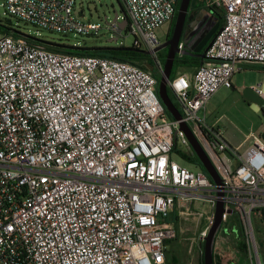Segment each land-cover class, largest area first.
<instances>
[{
	"label": "built area",
	"instance_id": "built-area-1",
	"mask_svg": "<svg viewBox=\"0 0 264 264\" xmlns=\"http://www.w3.org/2000/svg\"><path fill=\"white\" fill-rule=\"evenodd\" d=\"M121 2L133 47L152 51L163 72L156 30L174 20L179 0ZM76 5L0 0L7 15L37 28L98 36L103 25L84 21ZM205 5L222 11L225 22L192 76L169 81L182 120L170 116L151 71L51 51L25 33L3 31L0 20V264H166L168 242L177 238L170 212L180 205L184 215L204 218L196 240L203 245L219 200L222 225L232 214L241 223L249 264H264L256 230L264 225V139L253 134L240 154L206 119L212 96L232 88L244 65L264 64V0ZM119 17L108 23L117 41ZM255 90L264 100L263 88ZM254 107L264 112V102ZM181 122L220 174L223 197L206 171L172 159L180 143L196 156ZM199 200L211 211L193 212Z\"/></svg>",
	"mask_w": 264,
	"mask_h": 264
},
{
	"label": "rangeland",
	"instance_id": "rangeland-1",
	"mask_svg": "<svg viewBox=\"0 0 264 264\" xmlns=\"http://www.w3.org/2000/svg\"><path fill=\"white\" fill-rule=\"evenodd\" d=\"M198 9L201 5H205L207 0H197ZM76 11L83 15L81 18L84 21L100 22L103 25L101 33L95 35H62L60 33L50 32L46 29L37 28L31 24L12 18L5 13L4 8H0V20L8 23L15 30H20L31 37L47 41L59 42L64 41L71 45L80 47H109L120 46L124 43L126 47H132L135 37L127 30H123L120 39L115 42L113 32L108 29V23H111L116 13L120 15L119 22L123 21L124 6L121 0H76ZM196 6L194 5L193 8ZM195 9V11L201 12ZM9 20L10 22H7ZM157 37L161 43H164L172 36V26L167 23L156 30ZM76 43V44H75ZM143 50H149L143 48ZM161 56H167L168 50L161 49ZM146 61H136L138 64L145 66L150 70H159V75L162 74L161 68L157 65V59L151 53ZM181 57V55H177ZM162 67L164 63L162 62ZM196 67L186 64H176L172 71V76L184 74L191 75ZM192 76V75H191ZM264 88V64H246L242 71L237 73L233 78V87L220 88L210 99L206 109V119L209 125H212L224 132V138L227 143L238 153H244L252 144L251 137L253 134L260 135L264 132V112L257 111L254 105H260L252 100L246 99L244 96L245 88ZM201 111V116H204ZM173 160L181 165L187 166L192 170H198L189 157L192 156L191 151L184 144H178V148L171 154ZM192 211L197 213H208L211 211V204L199 200L192 204ZM173 217V215H172ZM178 217L175 225L178 230L177 238L169 241L167 245V263L166 264H204L202 258V248H205V242L199 244L196 240L200 233L204 218L197 219L194 216ZM237 218L232 214L231 219ZM225 224L222 225L224 227ZM258 241L261 245V253L264 260V225L260 222L256 223ZM195 243L192 245V242Z\"/></svg>",
	"mask_w": 264,
	"mask_h": 264
},
{
	"label": "water",
	"instance_id": "water-1",
	"mask_svg": "<svg viewBox=\"0 0 264 264\" xmlns=\"http://www.w3.org/2000/svg\"><path fill=\"white\" fill-rule=\"evenodd\" d=\"M190 5H191V0H181L172 37L166 40L164 43H161L155 50L157 52L165 47H169L168 54H167L164 67H163L162 77L159 81L158 93L166 109L169 111L171 116L177 120H182V117H183L182 112L176 106L175 102L169 95V81L172 75V71H173V67H174L177 55L183 54V55H188V56H194V57L200 58L201 61H203L205 57V51L212 43V40H213L212 37L214 34V33H211L210 35H208L207 29H204L206 25L202 28L201 33H199L198 35L191 34L189 30H185L186 21H187L188 14L190 11ZM203 11L207 12V10H203ZM82 14L83 12H80V15ZM123 15H124L123 21L119 22V26L121 27L122 30H125L127 25L129 24L128 14L125 9H123ZM118 16L119 14L116 13V17L114 20H116ZM189 17L192 18L193 14H191ZM218 26L219 24L216 25V28L214 31L217 30ZM196 40L197 42L203 41L201 48L195 49L191 47V44ZM111 41L117 42V39H112ZM181 41H184L185 43V47L182 51L179 48V44ZM208 42L209 44L207 45L205 51L202 53L201 52L202 48ZM143 52L146 54L153 53L150 50H143ZM244 96L246 99L252 100L253 102H256L259 104H263L264 102L262 96L258 93V91L251 87L245 88ZM180 129L186 133L198 159L204 166L205 171L211 177L214 183L218 186L219 188L218 195L220 197H223L224 192H223L222 178L220 174L218 173L217 169L215 168L214 164L212 163L209 155L207 154V152L205 151V149L203 148V146L201 145V143L199 142V140L193 133L192 129L186 122H181ZM261 135H262V138L264 139V132ZM223 212H224V203L222 200H219L217 203V207H216L215 224L210 228L209 234L205 238L204 264H215L214 242L216 239V235L222 225Z\"/></svg>",
	"mask_w": 264,
	"mask_h": 264
},
{
	"label": "trees",
	"instance_id": "trees-1",
	"mask_svg": "<svg viewBox=\"0 0 264 264\" xmlns=\"http://www.w3.org/2000/svg\"><path fill=\"white\" fill-rule=\"evenodd\" d=\"M181 0H179L178 6H177V13L174 19L177 18L178 10L180 7ZM200 3L197 0H191V5L190 9H198L197 4ZM196 6L193 8V6ZM199 8H202L203 10H208V7L206 5H201ZM218 15V22L220 23L219 28L223 26L225 22L224 18V13L222 11H217L214 8H210ZM7 22H10L7 20ZM4 29L3 31H6L8 33H13L15 36H19V34H24V32L20 30H15L14 28L10 27L8 23H3L1 24ZM128 30V28L126 29ZM174 31V26H172V33ZM26 34V33H25ZM31 41L36 44H42L44 45L47 49L51 51H56V52H61V53H66V54H74V55H94V56H101V57H106V58H114L122 61H129L132 63L138 64L136 61H146L147 58L150 56L146 53L143 52V49L136 48V47H126V46H109V47H80L77 45H71L69 43H66L64 41H59V42H47L43 41L40 39H37L35 37H31ZM76 44V43H75ZM167 57V56H166ZM165 56H161L158 52V58L165 63L166 60ZM186 64L190 65L192 67H197L199 66L202 61L198 57L194 56H188V55H182L181 57H177L175 64ZM140 65V64H138ZM142 68L147 69L151 71L154 76L160 81L162 74L159 75V70H150L146 68L145 66L140 65ZM174 68V67H173ZM176 76V75H175ZM175 76L170 77L172 80ZM169 95L175 102L176 106L179 107L176 98L172 92V90L169 88ZM170 114V113H169ZM171 116V114H170ZM193 164L197 169L205 171L204 166L200 162L198 158L194 159ZM227 233L223 234L221 238L223 241L219 244L218 240L220 238V233L222 232ZM172 241V240H171ZM169 243V242H168ZM217 248H220L219 250L223 252L225 255L229 256L231 259V262L233 264H246L248 260L247 256V251H246V245L243 241V232H242V226L241 223L237 218L230 219V221L225 224L224 227H221L216 235V239L214 242V252ZM203 261H204V255L202 256ZM215 258V257H214Z\"/></svg>",
	"mask_w": 264,
	"mask_h": 264
},
{
	"label": "flooded vegetation",
	"instance_id": "flooded-vegetation-1",
	"mask_svg": "<svg viewBox=\"0 0 264 264\" xmlns=\"http://www.w3.org/2000/svg\"><path fill=\"white\" fill-rule=\"evenodd\" d=\"M208 13H210V15ZM191 14H193L192 18L189 17ZM176 19H174L170 23L171 26L175 27ZM217 24L220 25V23L218 22V15L216 13L208 12V11L207 12H199V11H195L193 9H190L189 14H188V18H187V21H186V25H185V30H189V32L191 34L198 35L199 33H201L202 28L206 25L204 27V29H207L208 35H210L211 33H214L213 34V37H214L216 32L219 30V26H218L217 30L214 31ZM171 37H169L168 39H170ZM209 42L202 48V50H201L202 53L205 51V49H206L207 45L209 44ZM202 44H203V41L197 42V40H196V41H194L191 44V47H193L195 49H198V48L202 47ZM163 49L169 50V47H165Z\"/></svg>",
	"mask_w": 264,
	"mask_h": 264
},
{
	"label": "crops",
	"instance_id": "crops-1",
	"mask_svg": "<svg viewBox=\"0 0 264 264\" xmlns=\"http://www.w3.org/2000/svg\"><path fill=\"white\" fill-rule=\"evenodd\" d=\"M201 8H199L198 10H200ZM194 10V9H193ZM201 12H204L203 10L201 11ZM208 12H210V11H208ZM209 15H210V13H208ZM198 67V66H197ZM196 67V68H197ZM195 68V69H196ZM195 69H194V71H195ZM194 71H192V74L194 73ZM184 74H186V73H184ZM191 74V75H192ZM191 75H189V76H191ZM177 76V75H176ZM263 90H264V88H263ZM185 210V208L184 207H182V206H180V205H177L171 212H170V215H169V220L170 221H172V222H174L175 223V221H176V219L178 218V217H183V218H186L185 216L186 215H184V213H183V211ZM172 215H173V217H172ZM206 226V220H204V222H203V224H202V227H201V230L202 229H204V227ZM177 228V227H176ZM200 230V231H201ZM225 233H227V230H226V232H225V230H224V232H222V234L220 233V238H219V240H218V243L220 244L222 241H223V239H221V238H224V237H222V235L223 234H225ZM177 234H178V230H177ZM202 247H203V245H202ZM220 248H217L216 250H215V252H214V261H215V264H233L232 262H231V259H230V257L229 256H227V255H225L223 252H221L220 250H219ZM246 264H249V259L247 260V263Z\"/></svg>",
	"mask_w": 264,
	"mask_h": 264
}]
</instances>
